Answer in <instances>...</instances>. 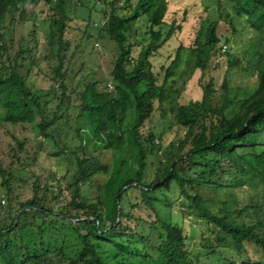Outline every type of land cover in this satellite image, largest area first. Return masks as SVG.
Instances as JSON below:
<instances>
[{
    "label": "trees",
    "instance_id": "16d2710c",
    "mask_svg": "<svg viewBox=\"0 0 264 264\" xmlns=\"http://www.w3.org/2000/svg\"><path fill=\"white\" fill-rule=\"evenodd\" d=\"M45 1L53 3L46 44L47 58L54 61L51 71L58 82L59 101L50 108L42 90L29 85L30 68L22 72L19 60H25L24 53L29 67L35 65L38 40L34 31L30 39L17 41L13 55L8 53L13 36L6 35L7 29L16 17L25 20L30 7L40 0H0V120L29 123L47 138L51 137L49 127L63 116L62 109L71 106L65 84L71 17L67 13L68 0ZM129 1L88 0L90 6L85 7L89 11L86 26L115 42L117 55L109 73L111 83L93 80L77 93L78 109L73 120L77 142L70 150L74 170L65 183V204L55 210L41 193L47 188L37 181L31 184L29 198L14 201L13 169L32 161L29 155H20L27 151L24 140L13 136L9 163L4 166L0 159V187L4 188L0 201L1 196L6 200L4 205L0 202V264H193L182 227L162 220L155 208L156 201L166 198L172 184L186 198L187 206L218 229L220 237L232 242L237 251H242L246 241L259 246L264 264V223L235 219L248 207L228 209L224 203L214 211L209 200L195 191L197 185L216 190L246 184L264 186V149L257 150L264 135V59L258 66L256 87L239 100L230 97L224 79L221 103L214 105V81L210 77L200 85V98L173 104L177 92L168 85V79L180 62L183 46L175 49L173 58L163 67L160 81L150 57L180 29V24L165 19L168 0H137L125 12ZM231 1L253 27L264 32V0ZM97 9L100 13L94 14ZM92 12L98 20L93 21ZM140 15H145L148 22L149 40L134 57L129 36ZM217 26L215 20H200L188 47L201 77L220 53ZM225 55L227 70L235 67L237 61ZM166 102L176 123L185 129L184 135L164 152L165 161H159L153 178L145 181L147 157L158 152L156 139L163 137V131L151 130L147 121ZM101 149L111 151L110 165L93 153ZM101 172L107 178L93 201L83 195L82 187L90 185ZM143 208L148 210L145 216L136 213Z\"/></svg>",
    "mask_w": 264,
    "mask_h": 264
},
{
    "label": "rangeland",
    "instance_id": "374dc122",
    "mask_svg": "<svg viewBox=\"0 0 264 264\" xmlns=\"http://www.w3.org/2000/svg\"><path fill=\"white\" fill-rule=\"evenodd\" d=\"M54 1V0H53ZM137 0H130L129 6L123 11L128 12ZM53 3L45 0L31 6L25 15V20L19 21L18 17L7 31V36H13L9 54L13 55L17 49V41L20 38L28 40L31 32H35L38 45L34 53L35 65L29 67V58L23 54L22 72L30 68L28 83L34 90H42L43 98L49 99L50 108L58 103L60 93L57 80L53 79V59L47 58L48 47L46 44L49 29V15ZM88 0H68L67 13L71 17L70 48L67 52L68 75L65 80L67 93L71 98L69 109H62L63 116L59 117L55 124L48 129L51 137L44 138L29 123H5L0 120V159L6 166L9 163V148L14 145L13 136L25 141L26 152H20L22 158L29 155L32 161L13 169L11 184L14 188V201H23L32 195L31 184L37 181L41 190L45 193L46 202L55 210L63 206L67 200L65 183L69 181L74 170L70 150L77 140L74 132V115L78 109L77 93L90 81L103 79L110 82L109 73L113 59L117 55L115 42L108 37L99 34L91 26H86ZM29 8V7H28ZM100 13L99 9L94 11ZM17 16V14H15ZM93 21L97 16L91 14ZM215 20L218 23L217 34L220 37V53L210 64L211 67L201 77L200 70L194 65L193 56L189 50L196 29L202 19ZM167 22L175 20L180 24V29L159 49L150 60L153 71L160 81L164 75L163 67L167 66L175 54V49L183 46L179 64L174 69V75L168 79V85L176 90L173 104H183L190 99L201 97V84L210 77L214 81L212 103L219 105L222 100L223 80L227 79L230 97L235 101L241 99L245 92L252 91L258 81L259 63L264 59V32L253 27L247 19V15L233 8L231 0H168ZM92 21V22H93ZM129 40L133 43L131 55L136 57L141 46L149 40L148 22L145 15L135 21ZM26 42L27 41H23ZM223 45L226 46L223 49ZM228 53L231 59L237 61V65L227 70ZM102 84V83H101ZM97 85L98 87L101 85ZM110 85V84H109ZM54 89V90H53ZM157 106V104L155 105ZM170 103L166 102L155 110L147 121L148 127L159 133L163 131L161 140L156 139L160 149L156 154H149L143 179L150 181L154 170L159 166V161L164 162V152L170 150L171 144H178L183 137L185 129L176 123L174 113L169 110ZM62 111V112H63ZM87 137V136H86ZM264 149V135L257 150ZM63 152L57 154V151ZM102 163L110 165L111 151L99 150L93 152ZM30 161V159H29ZM107 178L104 172L93 177L90 185L82 187V193L93 201L101 194L100 186ZM49 188V189H48ZM195 191L209 200V207L217 211L224 203L228 209H240L248 207L241 215L235 216L237 221L254 223L261 220L264 223V186L259 184H246L242 186H226L216 190L212 186L197 185ZM0 193L4 188L0 187ZM1 204H6L4 196H1ZM188 202L179 193L175 184L166 192V198H160L155 203V208L160 218L166 222L176 223L182 227L186 235L185 247L189 251L193 264H261L263 253L259 246L253 242H244L242 251H237L232 242L223 239L218 229L213 227L206 219L197 214L194 209L187 206ZM143 211V212H142ZM148 210L143 208L136 213L145 216ZM145 213V215H144ZM3 214L0 212V219ZM155 239V236H152ZM154 242V241H153ZM140 245V243L136 244ZM133 245V246H136ZM112 252L113 250L110 249Z\"/></svg>",
    "mask_w": 264,
    "mask_h": 264
},
{
    "label": "built area",
    "instance_id": "2783aa9c",
    "mask_svg": "<svg viewBox=\"0 0 264 264\" xmlns=\"http://www.w3.org/2000/svg\"><path fill=\"white\" fill-rule=\"evenodd\" d=\"M99 2V1H98ZM121 4V3H120ZM226 48V46L225 45H223V49H225ZM110 87H111V85H110Z\"/></svg>",
    "mask_w": 264,
    "mask_h": 264
}]
</instances>
